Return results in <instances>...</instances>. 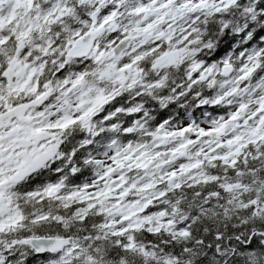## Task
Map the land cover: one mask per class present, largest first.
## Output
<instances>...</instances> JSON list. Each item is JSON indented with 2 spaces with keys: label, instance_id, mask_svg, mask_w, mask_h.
Returning <instances> with one entry per match:
<instances>
[{
  "label": "snow or ice",
  "instance_id": "6c2138e0",
  "mask_svg": "<svg viewBox=\"0 0 264 264\" xmlns=\"http://www.w3.org/2000/svg\"><path fill=\"white\" fill-rule=\"evenodd\" d=\"M0 264H264V0H0Z\"/></svg>",
  "mask_w": 264,
  "mask_h": 264
}]
</instances>
